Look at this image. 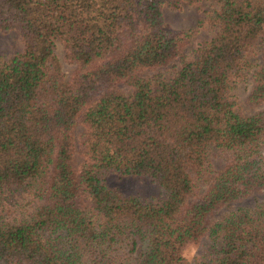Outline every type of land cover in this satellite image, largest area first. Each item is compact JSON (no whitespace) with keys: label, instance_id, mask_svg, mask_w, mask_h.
Instances as JSON below:
<instances>
[{"label":"trees","instance_id":"1","mask_svg":"<svg viewBox=\"0 0 264 264\" xmlns=\"http://www.w3.org/2000/svg\"><path fill=\"white\" fill-rule=\"evenodd\" d=\"M163 2L180 0H0L23 41L0 58V264H182L202 237L209 264H264V200L240 202L264 191V0H217L190 52Z\"/></svg>","mask_w":264,"mask_h":264},{"label":"rangeland","instance_id":"2","mask_svg":"<svg viewBox=\"0 0 264 264\" xmlns=\"http://www.w3.org/2000/svg\"><path fill=\"white\" fill-rule=\"evenodd\" d=\"M218 6L217 0H196L187 2L180 0L176 5H171L166 2L161 4L162 24L165 27L173 29H191L193 32L188 37L184 50L190 52V49L194 48L203 39L207 38L211 34V28L208 26L205 19L206 13L212 8ZM264 44V41H261ZM23 46L21 34L18 29H9L6 31L0 30V58L7 59L11 57L15 52L20 50ZM56 54L60 59L63 70L68 71L71 64L63 58V48L60 43L57 42L55 48ZM174 68L169 67L165 70L166 74L171 73ZM250 82L248 80H241L234 84L231 89L235 101V108L242 113H249L258 108L252 103L246 100V96L249 90ZM82 126L79 124L75 127V141L78 144L80 139V131ZM75 161H80V155L76 153ZM106 181L109 185L116 187L125 193H135L143 198L155 199L159 196V189L157 185L152 182L146 175H119L115 171H110L106 175ZM256 199L264 200V191H258L245 197L241 203L252 204ZM236 203H229L224 207H221L219 211L230 209L235 206ZM205 238L202 237L199 241L200 252L198 260L195 264H209L208 257L204 255Z\"/></svg>","mask_w":264,"mask_h":264},{"label":"clouds","instance_id":"3","mask_svg":"<svg viewBox=\"0 0 264 264\" xmlns=\"http://www.w3.org/2000/svg\"><path fill=\"white\" fill-rule=\"evenodd\" d=\"M200 244L193 239L184 240L178 247L177 255L182 264H195L198 260Z\"/></svg>","mask_w":264,"mask_h":264}]
</instances>
